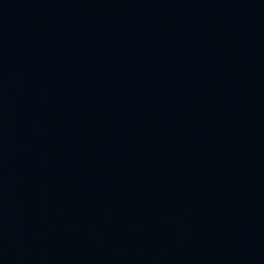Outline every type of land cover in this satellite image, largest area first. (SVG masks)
I'll return each mask as SVG.
<instances>
[{
  "label": "water",
  "instance_id": "1",
  "mask_svg": "<svg viewBox=\"0 0 264 264\" xmlns=\"http://www.w3.org/2000/svg\"><path fill=\"white\" fill-rule=\"evenodd\" d=\"M0 264H264V0H0Z\"/></svg>",
  "mask_w": 264,
  "mask_h": 264
}]
</instances>
